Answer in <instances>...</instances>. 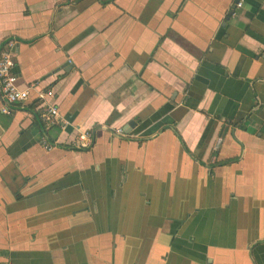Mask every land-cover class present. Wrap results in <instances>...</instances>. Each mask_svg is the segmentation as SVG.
I'll return each mask as SVG.
<instances>
[{"label":"crops","instance_id":"crops-1","mask_svg":"<svg viewBox=\"0 0 264 264\" xmlns=\"http://www.w3.org/2000/svg\"><path fill=\"white\" fill-rule=\"evenodd\" d=\"M237 1L0 0L66 122L0 98V264H264V0Z\"/></svg>","mask_w":264,"mask_h":264},{"label":"built area","instance_id":"built-area-1","mask_svg":"<svg viewBox=\"0 0 264 264\" xmlns=\"http://www.w3.org/2000/svg\"><path fill=\"white\" fill-rule=\"evenodd\" d=\"M242 0H238L236 6L241 7ZM17 40L0 39V98L3 101L2 111L11 113L12 107L15 105H25L30 99L32 92H35L39 105H42V113L46 128L55 125L66 126V122L60 115L58 107L48 102V98H54L55 92L51 88H39L37 83H31L26 87L18 84L17 75L14 73L16 64L15 50ZM116 133L124 134L122 128L115 129ZM91 133L89 131H81L76 145L79 147H87L90 143ZM49 147V144H45Z\"/></svg>","mask_w":264,"mask_h":264},{"label":"flooded vegetation","instance_id":"flooded-vegetation-1","mask_svg":"<svg viewBox=\"0 0 264 264\" xmlns=\"http://www.w3.org/2000/svg\"><path fill=\"white\" fill-rule=\"evenodd\" d=\"M90 145H91V138H90V143H89V145H88L87 147H79V146H77V147H78V148H82V149H84V148H89Z\"/></svg>","mask_w":264,"mask_h":264},{"label":"water","instance_id":"water-1","mask_svg":"<svg viewBox=\"0 0 264 264\" xmlns=\"http://www.w3.org/2000/svg\"><path fill=\"white\" fill-rule=\"evenodd\" d=\"M12 39H15V38H12ZM15 40H18V39H15ZM129 125L132 126V125H134V123L130 122Z\"/></svg>","mask_w":264,"mask_h":264}]
</instances>
